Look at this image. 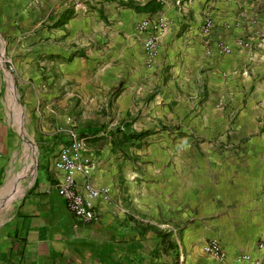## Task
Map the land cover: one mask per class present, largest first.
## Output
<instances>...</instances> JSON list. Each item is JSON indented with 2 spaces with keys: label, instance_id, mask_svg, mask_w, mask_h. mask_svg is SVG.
I'll return each instance as SVG.
<instances>
[{
  "label": "crops",
  "instance_id": "obj_1",
  "mask_svg": "<svg viewBox=\"0 0 264 264\" xmlns=\"http://www.w3.org/2000/svg\"><path fill=\"white\" fill-rule=\"evenodd\" d=\"M158 17L150 58L136 25ZM28 109L62 138L55 155L85 139L87 180L110 193L83 222L49 166L0 264H216L210 240L264 264V0H0L1 213L25 192Z\"/></svg>",
  "mask_w": 264,
  "mask_h": 264
},
{
  "label": "built area",
  "instance_id": "obj_2",
  "mask_svg": "<svg viewBox=\"0 0 264 264\" xmlns=\"http://www.w3.org/2000/svg\"><path fill=\"white\" fill-rule=\"evenodd\" d=\"M166 25L167 22L163 17H158L154 21L145 20L136 25L138 32H150V35L142 43L143 51L150 58L155 54L157 39L165 31ZM210 26V22H207L205 31H209ZM223 51L228 53L229 48L225 46ZM69 136V143L62 145L57 150L50 163V167L58 175L55 186L71 215L83 222H93L98 219L95 210L98 199L103 197L108 201L110 189L93 187L87 180L90 159L85 154V139L78 138L72 131H69ZM79 176L83 178L79 179ZM203 251L213 257L216 264H228L226 254L216 240L208 241L204 245ZM235 261L237 264H263L260 259L248 254L239 255Z\"/></svg>",
  "mask_w": 264,
  "mask_h": 264
},
{
  "label": "rangeland",
  "instance_id": "obj_3",
  "mask_svg": "<svg viewBox=\"0 0 264 264\" xmlns=\"http://www.w3.org/2000/svg\"><path fill=\"white\" fill-rule=\"evenodd\" d=\"M30 114V109H28L29 116L27 122H25V117L22 119V128L26 124L28 127V132L22 133L24 138L22 139L21 145H18L19 141L15 140V147L17 149L12 151V167L15 170V175L20 178V180L18 181V191L25 192L13 202L8 212L0 213V239L1 237H4L3 232H5V229L6 227H8V224L11 223L10 219L14 214L17 205L21 203V200L27 193V190L34 184V179L37 177L36 179L40 181L43 176L42 172L47 173L49 171L50 163L54 159V153L57 149L54 147L50 148V139L52 132H50L49 130L51 129V127L47 128L46 126H43L42 123L43 121H46L48 119L44 118L43 114H41V116L38 115L37 118L31 117ZM24 139L28 140L31 144L30 149L21 148L24 145ZM6 181L7 177L4 181L0 178V190L4 187ZM32 199H34V196H28L23 206H21L22 212L27 208ZM0 258H2L1 255Z\"/></svg>",
  "mask_w": 264,
  "mask_h": 264
},
{
  "label": "trees",
  "instance_id": "obj_4",
  "mask_svg": "<svg viewBox=\"0 0 264 264\" xmlns=\"http://www.w3.org/2000/svg\"><path fill=\"white\" fill-rule=\"evenodd\" d=\"M152 3H149V4H147L146 6H144V7H141L140 8V10L141 11H152V10H154V8H152ZM157 9V8H156ZM50 142H51V145H50V148L52 147H56L57 146V144H59V143H61V142H63L62 141V138L61 137H56V136H53L52 137V139H50ZM35 184H36V180H35V182H34V185L32 186V188L31 189H33L34 188V186H35ZM30 189V190H31Z\"/></svg>",
  "mask_w": 264,
  "mask_h": 264
},
{
  "label": "bare ground",
  "instance_id": "obj_5",
  "mask_svg": "<svg viewBox=\"0 0 264 264\" xmlns=\"http://www.w3.org/2000/svg\"><path fill=\"white\" fill-rule=\"evenodd\" d=\"M12 172H13V171H12ZM9 175H10V174H9ZM12 176H13V175H12ZM10 177H11V176H10ZM10 180H11V178H10ZM10 180H9V181H10ZM14 185H15V184H14ZM8 193H10V192H8ZM5 195H6V194H5ZM1 197H3V195H2ZM2 199H3V198H2ZM12 199H13V198H12ZM6 201H7V200H6ZM2 202H3V201H2ZM2 202H1V203H2ZM1 203H0V204H1ZM4 206H5V205H4ZM9 206H10V205H9ZM9 206H8V207H9ZM2 208H3V207H2ZM3 210H5V209H3ZM7 210H8V209H7ZM7 210H6V211H7ZM2 212H5V211H2ZM0 213H1V212H0Z\"/></svg>",
  "mask_w": 264,
  "mask_h": 264
}]
</instances>
